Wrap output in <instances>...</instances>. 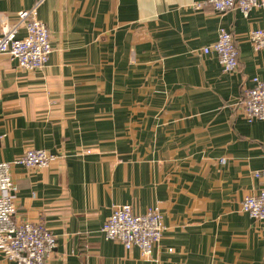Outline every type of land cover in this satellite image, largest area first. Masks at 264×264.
I'll list each match as a JSON object with an SVG mask.
<instances>
[{
	"label": "crops",
	"instance_id": "crops-1",
	"mask_svg": "<svg viewBox=\"0 0 264 264\" xmlns=\"http://www.w3.org/2000/svg\"><path fill=\"white\" fill-rule=\"evenodd\" d=\"M36 5L52 53L35 72L0 55V161L30 148L55 156L46 168L9 170L14 220L56 238L47 263L264 264V220L240 212L264 192V119L248 123L241 110L253 79L264 82V48L248 39L264 29V10L243 18L206 0H0V32ZM220 29L238 51L233 73L200 51ZM125 204L162 214L150 258L101 233ZM0 264L15 263L0 255Z\"/></svg>",
	"mask_w": 264,
	"mask_h": 264
},
{
	"label": "built area",
	"instance_id": "built-area-1",
	"mask_svg": "<svg viewBox=\"0 0 264 264\" xmlns=\"http://www.w3.org/2000/svg\"><path fill=\"white\" fill-rule=\"evenodd\" d=\"M217 13L237 9L246 18L253 9L264 10V0H206ZM38 6L17 14L12 24L4 23L0 32V55L6 54L21 70H42L52 53L50 34L38 19ZM202 4L195 3L199 10ZM23 30L24 36L18 38ZM248 39L255 50L264 48V29L250 30ZM203 55H215L224 73L238 69V51L232 35L220 29L215 42L201 48ZM243 118L248 122L264 119V82L253 79V86L244 91L241 102ZM55 156L44 150L30 148L12 163L0 161V255L15 264H48L47 256L56 247L55 236L41 223L14 220L17 186L10 176V166L46 168ZM224 163V159L220 160ZM255 176H261L259 172ZM240 212L255 220H264V192L247 196L240 204ZM165 230L157 207L135 213L129 204L116 206L104 222L101 233L105 240L121 244L125 251L136 247L144 258H150L153 248L159 245Z\"/></svg>",
	"mask_w": 264,
	"mask_h": 264
}]
</instances>
